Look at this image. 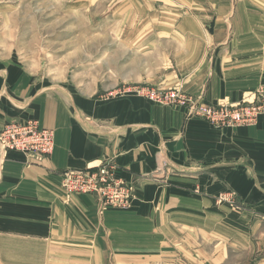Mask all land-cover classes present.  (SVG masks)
<instances>
[{"label": "crops", "instance_id": "0c3cea01", "mask_svg": "<svg viewBox=\"0 0 264 264\" xmlns=\"http://www.w3.org/2000/svg\"><path fill=\"white\" fill-rule=\"evenodd\" d=\"M185 7L162 9L150 29L166 33L142 42L157 53L121 65L120 84L176 89L210 105L254 101L264 87V37L256 36L264 17L257 22L254 11L240 13L227 0ZM8 40L0 38V132L36 121L53 131L54 150L33 163L0 151V264H47L49 245L78 254L79 239L89 242L96 228L119 250L145 252L146 242L154 260L168 239L181 249L159 259L168 264H264V117L220 129L188 105L117 92L103 101L90 91L68 96L25 68ZM106 159L135 190L129 209L108 210L100 221L95 199L65 197L60 181L65 170Z\"/></svg>", "mask_w": 264, "mask_h": 264}, {"label": "rangeland", "instance_id": "374dc122", "mask_svg": "<svg viewBox=\"0 0 264 264\" xmlns=\"http://www.w3.org/2000/svg\"><path fill=\"white\" fill-rule=\"evenodd\" d=\"M205 1L209 0H0V38L9 39V48L25 68L49 86L64 88L68 96L79 91L88 97L90 91V97L103 101L113 92L123 96L120 92L124 90L153 89L146 84L121 85L119 67L144 60L146 55L150 60L151 54L157 53V48L142 42L166 33L150 29L153 21L164 17L163 8L177 5L186 10L185 5ZM227 2L240 13L239 7H244L245 12L254 11L257 22L264 17V0ZM242 24L240 20L236 26ZM261 27L264 28V19ZM256 36L264 37V32ZM102 217L98 214L100 221ZM96 230L89 242L86 237L79 239L78 254L54 253L62 247L49 245L47 264H165L160 260L167 258V250L171 254L181 251L165 239L158 245V260H154L150 256L153 247H146V242L145 252L119 250L110 245L111 238L102 229ZM64 241L63 249H70L72 239Z\"/></svg>", "mask_w": 264, "mask_h": 264}, {"label": "built area", "instance_id": "2783aa9c", "mask_svg": "<svg viewBox=\"0 0 264 264\" xmlns=\"http://www.w3.org/2000/svg\"><path fill=\"white\" fill-rule=\"evenodd\" d=\"M120 93L135 94L160 105H188L190 115L220 129L253 126L260 117H264V87L255 92L254 101L233 105H210L193 100L176 89L135 88ZM53 150V131L42 128L36 121L10 123L0 132V151L21 153L32 163L49 159ZM60 189L65 197L75 194L93 197L99 215H104L108 210L129 209L135 190L133 184L117 175V167L110 159L84 169L65 170L61 175Z\"/></svg>", "mask_w": 264, "mask_h": 264}]
</instances>
